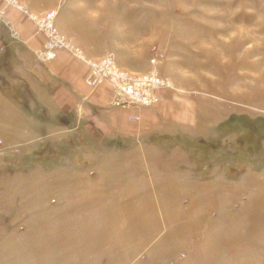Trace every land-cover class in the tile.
Masks as SVG:
<instances>
[{
  "label": "rangeland",
  "instance_id": "obj_1",
  "mask_svg": "<svg viewBox=\"0 0 264 264\" xmlns=\"http://www.w3.org/2000/svg\"><path fill=\"white\" fill-rule=\"evenodd\" d=\"M55 9L70 18L59 32L88 56L167 78L155 97H179L192 132L172 139L177 151H75L64 135L54 149L44 132L64 127L3 81L0 264H264V0ZM65 157L79 162L52 166Z\"/></svg>",
  "mask_w": 264,
  "mask_h": 264
},
{
  "label": "crops",
  "instance_id": "obj_2",
  "mask_svg": "<svg viewBox=\"0 0 264 264\" xmlns=\"http://www.w3.org/2000/svg\"><path fill=\"white\" fill-rule=\"evenodd\" d=\"M17 1L28 12L38 15L57 8L63 0ZM0 8H3L5 18L18 35L17 38L11 36L8 27L0 21V84L4 86H0V125L7 107L6 84L2 82L10 79L21 83L32 102V108L43 111L48 122L54 120L56 126L64 127L62 134L49 131L44 132L47 135L43 134L51 138L49 142L54 149L61 144V135H64L69 137V140L66 138L68 147L75 151L129 152L142 146L177 151L179 144L172 142V139L192 132H183L182 126H189L193 122L191 111L181 110L177 96L159 90L156 92L157 104L153 107L111 108L108 106L112 97L110 86L89 87L85 83L88 65L68 51L58 50L56 56L45 63L36 61L33 51L43 46L44 35L17 7L0 0ZM69 21L66 9L59 11L56 24L66 35L70 34L66 26ZM131 115H138L139 119H130ZM62 162L61 165L54 162L52 166L71 168L79 160L65 157ZM52 170L54 168L48 171ZM173 176L179 183V172Z\"/></svg>",
  "mask_w": 264,
  "mask_h": 264
},
{
  "label": "built area",
  "instance_id": "obj_3",
  "mask_svg": "<svg viewBox=\"0 0 264 264\" xmlns=\"http://www.w3.org/2000/svg\"><path fill=\"white\" fill-rule=\"evenodd\" d=\"M23 11L33 22L36 30L45 37L43 46L33 51L34 59L45 63L53 59L58 50L68 51L74 57L85 62L89 71L85 83L95 88L107 84L112 90V97L108 101L111 108H149L157 101L155 90L161 87H171L172 83L162 77L154 69L146 72H134L120 66L115 56L108 52L98 57H90L72 40L59 32L56 27L57 10L53 9L42 14H33L22 6L17 0H5ZM0 21L8 27L11 36L17 38V32L13 25L5 18L3 8H0ZM138 120V115L129 116Z\"/></svg>",
  "mask_w": 264,
  "mask_h": 264
}]
</instances>
